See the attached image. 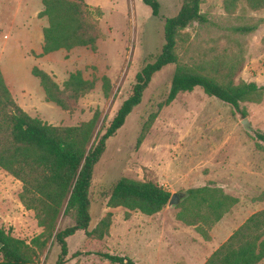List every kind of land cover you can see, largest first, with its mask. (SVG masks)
<instances>
[{
	"label": "rangeland",
	"instance_id": "374dc122",
	"mask_svg": "<svg viewBox=\"0 0 264 264\" xmlns=\"http://www.w3.org/2000/svg\"><path fill=\"white\" fill-rule=\"evenodd\" d=\"M85 2L104 13L98 24L104 38L97 42V50L80 47L40 58L43 29L48 25L46 18H39L41 0H0V71L16 103L49 125L79 126L99 112L95 143L131 96L143 63L162 47L164 18L176 16L183 0H159V17H153L143 0ZM201 13L205 23L195 22L181 32L180 65L220 83L264 86V10L254 11L241 0L236 11L228 13L224 0H202ZM241 28L254 30L244 33ZM35 67L53 76L61 88L77 71L85 80H95V88L78 100L70 93L64 95L70 108L64 111L46 102L40 81L32 75ZM175 70L172 65L155 75L142 104L108 141L93 185L99 189L125 177L153 182L172 194L212 187L236 199V204L207 228L209 239L197 226L177 220L178 206L188 194L176 207L167 206L151 217L123 207L96 208L99 220L112 214L108 235L99 240L76 233L67 240L66 264H112L96 255L73 258L76 252H105L135 264H205L253 214L264 210V144L256 138V133L264 134V95L259 103H241L243 115L198 87L178 95L144 132ZM105 76L112 83L109 97L102 90ZM22 190V183L0 168V227L33 246L39 264H56L60 247L43 235L34 212L22 205ZM72 225L71 216H62L58 228ZM38 240H47L43 249L33 243Z\"/></svg>",
	"mask_w": 264,
	"mask_h": 264
},
{
	"label": "trees",
	"instance_id": "16d2710c",
	"mask_svg": "<svg viewBox=\"0 0 264 264\" xmlns=\"http://www.w3.org/2000/svg\"><path fill=\"white\" fill-rule=\"evenodd\" d=\"M241 0H224L228 13L238 8ZM254 10H264V0H244ZM43 10L39 18H46L43 29L44 44L38 57L67 52L75 48L88 47L97 50V42L104 38L99 21L104 16L100 8L89 6L85 0H41ZM152 10L153 17L161 14L159 0H143ZM202 0H183L178 14L164 18L163 45L153 57L146 60L135 77L131 96L116 113L104 135L92 143L100 119L96 112L93 118L79 126L62 127L49 125L26 113L15 101L7 82L0 71V168L21 182L22 205L35 214L43 235L53 238L60 247L56 264H66L69 255L68 239L78 232L86 236L103 239L112 225V214L100 219L96 208L123 207L129 212H140L151 217L159 214L169 204L172 193L153 182H141L122 177L109 184L94 187V176L106 150L108 141L126 124L129 116L143 102L146 90L156 74L168 66L175 65L164 96L156 101L157 110L147 118L144 132L157 119L159 113L182 93L201 88L206 95L241 110V103H259L264 95V86L256 83H220L208 76L191 72L179 63L177 53L181 32L195 22L205 23L201 13ZM253 28H241L251 32ZM32 75L40 81L46 102L68 111L64 95L78 100L94 90L95 80L87 81L80 71L71 73L63 88L54 77L35 67ZM102 90L110 96L112 83L102 78ZM264 144V134L256 133ZM187 198L178 206L177 220L188 226H197L198 231L209 239L211 229L225 214L229 213L237 200L219 189L202 187L189 189ZM62 216H71L74 225L59 230ZM129 216V213H128ZM99 220V221H98ZM0 264H39L35 260L36 250L25 241L16 239L11 232L0 227ZM36 248L43 249L45 241H34ZM96 255L112 264H135L132 260L105 252H76L73 258ZM264 260V210L253 214L230 238L223 243L205 264H259Z\"/></svg>",
	"mask_w": 264,
	"mask_h": 264
},
{
	"label": "water",
	"instance_id": "95a60500",
	"mask_svg": "<svg viewBox=\"0 0 264 264\" xmlns=\"http://www.w3.org/2000/svg\"><path fill=\"white\" fill-rule=\"evenodd\" d=\"M243 125L245 127H248L249 128L250 125H249L248 119H244ZM186 194H187V192H185V191L184 192L173 193L172 194V197H171V200H170V202L168 204V206L169 207H176L184 199V197L186 196ZM2 247H3V243L0 242V248H2Z\"/></svg>",
	"mask_w": 264,
	"mask_h": 264
}]
</instances>
